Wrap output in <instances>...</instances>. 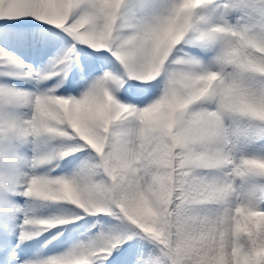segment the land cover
I'll use <instances>...</instances> for the list:
<instances>
[{
	"label": "snow or ice",
	"instance_id": "obj_1",
	"mask_svg": "<svg viewBox=\"0 0 264 264\" xmlns=\"http://www.w3.org/2000/svg\"><path fill=\"white\" fill-rule=\"evenodd\" d=\"M0 264H264V0H0Z\"/></svg>",
	"mask_w": 264,
	"mask_h": 264
}]
</instances>
